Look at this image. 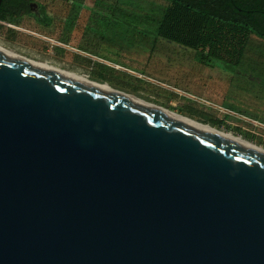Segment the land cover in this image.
<instances>
[{
	"label": "water",
	"instance_id": "water-1",
	"mask_svg": "<svg viewBox=\"0 0 264 264\" xmlns=\"http://www.w3.org/2000/svg\"><path fill=\"white\" fill-rule=\"evenodd\" d=\"M0 264H264V150L0 49Z\"/></svg>",
	"mask_w": 264,
	"mask_h": 264
},
{
	"label": "rangeland",
	"instance_id": "rangeland-1",
	"mask_svg": "<svg viewBox=\"0 0 264 264\" xmlns=\"http://www.w3.org/2000/svg\"><path fill=\"white\" fill-rule=\"evenodd\" d=\"M112 1L116 0H107V4ZM168 1L130 0L129 4L160 10ZM16 24L25 30L5 24L0 28V43L31 58L35 51L30 40L22 43L23 36H27L22 34L31 35L30 20ZM165 48L160 52L161 48L156 47L143 76H124L109 82L123 92L232 131L264 147V39L250 35L237 65L220 60L204 63L192 48L170 40H166ZM203 82L206 87L200 86Z\"/></svg>",
	"mask_w": 264,
	"mask_h": 264
},
{
	"label": "crops",
	"instance_id": "crops-1",
	"mask_svg": "<svg viewBox=\"0 0 264 264\" xmlns=\"http://www.w3.org/2000/svg\"><path fill=\"white\" fill-rule=\"evenodd\" d=\"M34 1L38 6L32 13L0 19V28L6 24L21 30L25 29L16 23L30 20L31 35L22 34L27 35L22 43L30 40L35 51L32 59L114 87L109 79L143 76L156 47L161 48L160 52L166 51L167 39L157 33L169 3L159 10L142 3L129 4L130 0H116L112 4H107V0ZM18 37L19 34L15 36Z\"/></svg>",
	"mask_w": 264,
	"mask_h": 264
},
{
	"label": "trees",
	"instance_id": "trees-1",
	"mask_svg": "<svg viewBox=\"0 0 264 264\" xmlns=\"http://www.w3.org/2000/svg\"><path fill=\"white\" fill-rule=\"evenodd\" d=\"M157 36L192 48L202 62L239 64L250 35L264 39V0H169ZM34 0H3L0 19L37 10Z\"/></svg>",
	"mask_w": 264,
	"mask_h": 264
},
{
	"label": "bare ground",
	"instance_id": "bare-ground-1",
	"mask_svg": "<svg viewBox=\"0 0 264 264\" xmlns=\"http://www.w3.org/2000/svg\"><path fill=\"white\" fill-rule=\"evenodd\" d=\"M0 49H2V50H4V51H7V52H10V53H13V54L18 55V56H21V57H23V58H26V59L32 60V61H34V62H37V63L43 64V65H45V66H48V67L54 68V69H56V70H59V71L65 72V73H67V74H70V75L76 76V77H78V78H81V79H84V80H87V81H90V82H93V83L99 84V85H101V86H104V87H107V88H110V89H113V90H116V91H119V92H122V93L127 94V95H129V96H131V97H134V98H136V99H138V100H141V101L146 102V103H148V104H150V105H153V106H155V107H157V108H160V109H162V110H165V111H167V112H169V113H172V114H174V115H176V116H179V117H181V118H183V119H185V120H188V121L193 122V123H195V124L201 125V126L206 127V128H208V129L214 130V131H216V132H219V133H221V134L227 135V136H229V137H232V138H234V139L240 140V141H242V142H245V143H247V144L253 145V146H255V147H258V148L264 150V147H263V146H261V145L255 143V142H253V141L248 140L247 138L243 137L242 135H237V134L233 133L232 131L222 130V129L217 128L216 126L211 125V124H209V123H203V122H200V121H198V120H196V119H194V118H192V117H189V116H187V115H184V114H181V113H178V112L172 111V110H170V109H168V108H166V107H163V106H161V105L155 104V103H153V102H150V101L144 100V99H142V98H140V97H137V96H135V95H133V94H131V93L123 92V91H121V90H119V89H116V88L112 87V86L109 85L108 83L95 81V80H92V79L88 78L87 76L82 75V74H80V73H77V72H75V71L64 70V69H62V68L56 67V66H54V65H52V64H49V63H47V62H44V61H38V60H35V59H32V58H29V57H27V56H25V55H22V54H20V53H18V52H16V51H14V50H12V49H10V48L4 46V45L1 44V43H0Z\"/></svg>",
	"mask_w": 264,
	"mask_h": 264
}]
</instances>
